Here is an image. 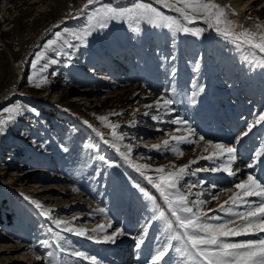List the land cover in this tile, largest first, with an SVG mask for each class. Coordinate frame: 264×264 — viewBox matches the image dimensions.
Listing matches in <instances>:
<instances>
[{"label": "rangeland", "instance_id": "rangeland-1", "mask_svg": "<svg viewBox=\"0 0 264 264\" xmlns=\"http://www.w3.org/2000/svg\"><path fill=\"white\" fill-rule=\"evenodd\" d=\"M133 2L98 0L85 8L87 0H0V118L8 115L3 109L14 104L25 109L22 116L9 122L5 134H0V264H93L90 259L69 255L72 251L96 257V264H149L167 233L162 221L150 220L152 203L135 185L153 196L166 213L168 209L146 177L103 143L100 134L111 140V129L101 123L100 116H108L119 126L118 134L126 138L118 146L123 151V144H132L131 158L136 163L167 166L166 171L184 165H190V170L214 166L212 161L199 159L207 155L204 142L180 145L182 157L151 147L166 139L171 142L169 133L181 134L175 131L180 126L170 121L183 118L205 140L235 145L237 158L232 167L239 169L238 177L253 171L246 164L255 162V151L264 148V123L236 141L246 125L264 113V69L250 67L244 60L247 48L237 49L201 20L187 24L205 29L199 37L173 36L168 29L143 22L137 34L126 22L117 21L94 32L86 44L70 35L87 26V18L96 8L104 4L124 8ZM146 2L166 15L178 16L154 0ZM214 2L225 6L228 18L240 25L254 28L256 23L264 24V0ZM56 32L61 33L60 39ZM48 40H57L54 47L58 49L65 40L75 44L73 49H63L71 53V59L45 50ZM40 51H46L41 63L49 58L59 63L43 73L49 83L36 88L29 76L33 73L31 61ZM193 92L197 93L195 102ZM162 95L176 96L179 102L170 106L174 111L156 107ZM156 116L161 119H153ZM100 155L115 166L99 160ZM192 160L198 163L190 164ZM255 172L264 183V163H258ZM236 179L222 171H209L186 176L182 184L204 181L203 189L194 188L193 192L204 191L201 198L210 201L204 208L208 212L229 199L233 193L222 190L233 188ZM213 194L219 199L213 201ZM33 199L53 210V219L67 221L70 227L85 230V235L56 229L30 203ZM99 208L105 212L100 213ZM217 214L223 215L208 212ZM109 222L125 232L115 243L103 239L112 232L106 227ZM146 223L149 231L138 248L133 237L142 233ZM99 225H105V231H93ZM50 228L65 237L60 241L64 252L57 248ZM248 238L254 237L232 239ZM44 240H49L51 247H43ZM49 251L54 253V262L47 256ZM170 255L175 264L178 254L172 251Z\"/></svg>", "mask_w": 264, "mask_h": 264}, {"label": "snow or ice", "instance_id": "snow-or-ice-1", "mask_svg": "<svg viewBox=\"0 0 264 264\" xmlns=\"http://www.w3.org/2000/svg\"><path fill=\"white\" fill-rule=\"evenodd\" d=\"M97 2L98 0H87L85 8ZM154 3L164 9L175 11L178 16L166 15L158 7L153 6V3L146 2V0H134L131 6L124 8L104 4L91 12L87 18V26L82 31L72 32L70 35L75 41L86 44L87 38L94 32L108 29L111 21H117L126 22L132 31L137 34L141 32L140 25L143 22L154 28L168 29L173 36L177 33H185L199 37L205 29L188 27L187 24L201 20L207 25L208 29L214 30L218 35L229 40L237 49L247 48L248 54L244 56V60L250 67L264 69V24L256 23L254 28L240 25L237 21L229 19L226 7L215 3L214 0H154ZM55 36L60 39L61 33L56 32ZM56 44L57 40H48L44 48L45 50L51 49L56 57L63 55L70 60L71 53L63 49H73L76 45L65 40L61 48L58 49L54 47ZM45 57L46 51H40L35 54L34 59L31 61L33 73L29 76V82L36 88H42L49 83L48 77L43 73L47 72L51 65L59 63V60L55 58H49L41 63ZM171 75L175 76L174 70ZM199 91L202 92L203 88H200ZM165 92L171 93L174 92V89H166ZM196 95V92L192 93L193 102H195ZM178 102L175 95H172L171 98L162 95L155 102V105L158 109L163 108L171 112L174 109L170 106ZM146 107L152 106L148 105ZM24 111L25 109L20 104L4 108L3 112L8 115L5 118H0V134H5L9 122L14 121L18 116H22ZM98 119L104 126L111 129V140L105 139L103 134H100L103 143L112 147L125 162L129 163L142 176H145L167 206L168 212L166 213L155 203L153 196L149 195L139 184L135 185L143 196L152 203L153 215L150 220L162 221L164 232L167 233L164 240L155 249L154 254L151 255L149 264H160L161 261H163V264H174V258L170 255L172 251L177 253L179 257L178 260H175V264H264V183L261 182L255 172L258 163H264L261 160V157H264V148L255 151V162L246 164V168L253 169V171L246 172L245 176L240 178L238 177L239 169L234 171L232 167L237 158L235 145L205 140V137L199 135L188 120L176 118L170 122L180 126L175 131L181 134L169 133L171 142L174 143L166 139L162 145H151V147L157 150L163 148V150L170 151L177 157H182L184 151L179 147L180 145H199L200 142H204L203 152L207 155H201L199 159L212 161L214 166L190 170V165H184L176 171H166L167 166L152 168L147 163L134 162L131 158L133 145L123 144V151L118 146L126 138L125 135L118 134L117 128L119 126L110 122L108 116H100ZM153 119L159 120L161 118L156 116ZM84 123L92 127L88 121H84ZM261 123H264V113H261L252 123L246 125V130L237 138L236 143H239L243 137L248 136L253 128ZM98 159L104 161L109 167L115 166L114 162L106 160L103 155H100ZM217 161L219 163H216ZM196 163H198V160L190 161V164ZM209 171L213 173L222 171L229 176L237 177L233 184L236 191H233V188L222 190L233 193L229 199L225 200L216 209H208V212H218L223 213V215H208L204 208L210 201L201 198L205 194L204 191L193 192L194 188L203 189L204 181L182 184L186 176H196L199 172ZM148 172H153L155 175H147ZM212 187H216V185H212ZM73 190L79 191V189ZM192 196H195V199H190ZM251 197L256 199H250ZM25 199L29 198L26 197ZM211 199L213 201L218 200L219 196L213 194ZM30 203L39 209L40 213L48 218L56 229L63 232H75L77 235H85V230L74 229L69 226L67 221L53 219V210L44 207L39 201L33 199L30 200ZM98 211L104 213L105 209L99 208ZM106 227L112 228V232L103 237L107 242L115 243L118 236L125 235L123 228H113L111 222ZM93 231H105V225H99ZM148 231L149 224L146 223L143 226L142 233L133 237L138 248L144 244ZM49 232L52 234L59 251L64 252L65 249L60 241H64L65 237L60 234V231H53L51 228ZM242 236L254 238L232 239ZM173 242H176V244L174 245ZM41 245L46 248L51 247L49 240L42 241ZM68 254L86 260L90 259L93 264H96V257H89L84 252L72 251ZM47 256L52 258L53 262L55 261L53 252L49 251ZM166 256L167 259H165ZM37 259L39 260L41 257L38 256Z\"/></svg>", "mask_w": 264, "mask_h": 264}, {"label": "bare ground", "instance_id": "bare-ground-1", "mask_svg": "<svg viewBox=\"0 0 264 264\" xmlns=\"http://www.w3.org/2000/svg\"><path fill=\"white\" fill-rule=\"evenodd\" d=\"M247 5H248V4L246 3L244 6L247 7ZM30 170H31V171L33 170V171H34V170H36V168H34V169H30ZM37 194H38V193H37Z\"/></svg>", "mask_w": 264, "mask_h": 264}]
</instances>
